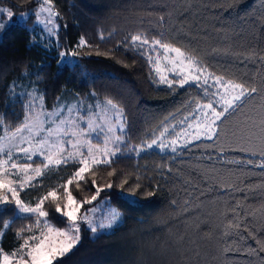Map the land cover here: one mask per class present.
Returning <instances> with one entry per match:
<instances>
[{"label":"trees","instance_id":"obj_1","mask_svg":"<svg viewBox=\"0 0 264 264\" xmlns=\"http://www.w3.org/2000/svg\"><path fill=\"white\" fill-rule=\"evenodd\" d=\"M39 2L0 0V6L22 13ZM49 4L61 23L52 48L34 43L33 13L0 27V133L15 130L27 113L25 98L10 96L11 84L18 82L36 86L45 109L60 99L112 101L124 115L123 148L151 142L165 128L178 129L200 104L216 106L211 85L162 84L132 41L137 34L195 54L214 77L258 89L228 114L218 137L193 141L176 152H122L110 166L87 173L79 188L70 186L83 201L95 194V180L103 190L81 210L105 199L119 211L120 221L96 235L82 224L79 243L56 264H264V168L259 167L264 163V0ZM81 38L85 46H78ZM61 48L73 49L76 60L58 64ZM77 168L70 162L50 169L20 196L37 203ZM108 183L113 187L107 188ZM131 192L135 195H122ZM58 202L63 207V200ZM45 210L51 224H67L51 201ZM34 221L13 220L11 212L0 216V248L8 252L20 245L17 233Z\"/></svg>","mask_w":264,"mask_h":264},{"label":"snow or ice","instance_id":"obj_2","mask_svg":"<svg viewBox=\"0 0 264 264\" xmlns=\"http://www.w3.org/2000/svg\"><path fill=\"white\" fill-rule=\"evenodd\" d=\"M49 2L50 0H42L39 11L34 13L38 23L41 22L40 15L44 12H47L48 18L43 22L48 25H52L53 17L59 15L52 12L51 7H44ZM4 11L0 10V14H4ZM6 14L9 18L13 15L10 10H7ZM58 27L56 25L49 28V34H53ZM132 41L144 45L150 43L139 35L133 36ZM151 43L153 46L161 47L166 53L175 54L170 61L171 72L179 79L168 80L169 87L174 84H179L180 87L189 83L199 84L202 78L203 85L207 86L209 79H212L213 87H216L213 96H218L215 104L219 106V110L211 101L198 105L192 114L195 120L194 125L189 123L186 129L176 133L177 138L172 139L168 145L162 140L158 142L153 139L151 144L147 145L149 148L158 144L161 149L171 147L172 152H176V145L181 137L184 140L182 147H187L192 141L202 138L212 140L218 137L220 124L228 119V114L240 108L243 102L258 91L256 87L244 81L225 80L221 76L213 78L211 73L206 75L207 69L196 55L186 54L180 47H172L160 40ZM85 45L86 41L81 38L78 46ZM60 55L62 58L68 55L74 57L77 53L62 52ZM156 71L159 72L160 68L157 67ZM160 80L164 82L165 77L161 76ZM205 91L207 92V88ZM42 100L43 97L33 96L26 106L28 111L23 122L15 130L5 128L0 134V216L11 212L13 220L35 217L34 225H28L17 233L18 237L23 239L19 249L9 254L4 253L0 248V264H56L59 258L69 253L79 243L81 223L86 224L88 229L96 235L98 230L111 228L119 216V213L113 212L108 223H96L88 214V211L94 212L95 209H90L81 215V208L85 204L96 201L103 189L95 180H92L95 194L90 199L78 201L73 196L70 186L75 183L79 188L80 182L85 180L87 173L95 175L94 168L100 165L110 166L119 157L122 151L121 145L125 144L122 138V133L125 131L123 111L112 101L107 102L114 111L113 122L111 118L101 117L98 113L95 117L91 114H81L78 107H61L51 112L45 111ZM97 119L102 122L97 123ZM2 125L3 122L0 121V127ZM261 127L264 129V122ZM167 131L168 129L165 128L164 132ZM164 132L161 133V137ZM35 157L41 159L42 167H33ZM21 160L25 162L21 163ZM70 162L80 166L59 188L49 190L34 206L21 200L20 192L25 187H35L34 182L37 178L44 176L48 170L58 169L61 165H67ZM259 167L264 168V163H261ZM114 172L115 170L109 175H113ZM123 183L126 184L127 180ZM106 187L110 189L113 185L108 183ZM59 189H63L62 195ZM152 194L148 193V195ZM122 195L134 196L135 193H122ZM61 200H63V207L58 202ZM46 201H51L55 205V212L67 219V227L57 228L48 221L49 212L45 210ZM11 222L9 221V224ZM7 226L6 224L5 227ZM33 226L38 230L36 234L26 238L21 235L24 231L32 232ZM236 227L238 228L239 225Z\"/></svg>","mask_w":264,"mask_h":264},{"label":"rangeland","instance_id":"obj_3","mask_svg":"<svg viewBox=\"0 0 264 264\" xmlns=\"http://www.w3.org/2000/svg\"><path fill=\"white\" fill-rule=\"evenodd\" d=\"M42 2H39V4L36 6V8L34 10H31L30 12H22V13H13L12 17L9 18L6 14V11L8 10L6 7L0 6V10H5L4 14H0V27L4 26V25H8L10 23L13 22H22L24 21L27 16L30 13H36L37 11H39L40 7H41ZM44 7H51L52 12L56 13L53 10V6L50 4L44 5ZM48 18V14L47 12H44L40 15V21L41 22H37V18L34 15V21H33V26L31 27L32 31H33V40L34 43L40 45L41 47L48 49V48H52L54 46L57 45L56 42V31L61 27V23L60 21L57 19V16L53 17V24L52 25H48L46 23H44L43 21H46ZM58 25V29H56V31L53 34H49L48 29L52 28L54 26ZM138 35V34H137ZM135 35V36H137ZM141 36L142 39H147L142 35ZM149 40V39H147ZM153 40H149V44L144 45L141 44L140 42H135V46L137 49L141 50L142 52H144L146 54V56L148 57V59L150 60L156 75L158 77V80L162 83V84H168L167 81L168 80H178L179 77L175 76L174 74H172L171 72V64L170 61L172 58H174L175 54H169L166 53L164 49H162L159 46H153V44L151 43ZM65 52V53H71L74 52L73 49L70 48H61L58 51L57 54V63L60 64L62 63V59L63 62H67V63H72L74 60H76V56H71L68 55L64 58L61 57V53ZM159 67L160 71L157 72L156 68ZM206 75L208 74V72L205 73ZM163 76L165 77V81L162 82L160 80V77ZM214 78V76H213ZM192 84V83H189ZM199 84H203V78L201 79V82ZM196 84V85H199ZM208 85H211L213 87V80L209 79ZM214 88V92H216V87ZM10 96L11 97H15V96H22L25 98V102H26V106L29 104L30 100L32 99L33 96L35 97H41L39 91L37 90L36 86L34 85H28V84H24L22 82H18L16 83V85H14L13 83L10 86ZM218 99V96H215L214 98V103L215 101ZM108 101L104 100H98V99H90V100H81V99H60L57 104L55 105V107H53L52 109H45V111H54V110H58L61 107H73V108H79L80 113L81 114H91L94 117L96 116V114L98 113L101 117H107V118H111L114 122V111L113 109H111V107L107 104ZM43 103V101H42ZM201 105V104H200ZM216 105V104H215ZM217 107H219L218 105H216ZM198 107V106H197ZM27 108V107H26ZM118 108V107H117ZM197 109V108H196ZM28 111V110H27ZM196 111V110H195ZM27 114V113H26ZM102 120L97 119V123H101ZM192 123L193 125L195 124V120L193 119V116L187 120H185L178 129H175V127H171L168 129L167 132H164L163 137H161V134L157 137L158 142L159 141H163L166 145L169 144V142L174 139L177 138L176 137V133L181 132L183 129H186L188 124ZM125 127V126H124ZM191 131V130H190ZM3 133V132H2ZM0 133V134H2ZM123 138V136H122ZM95 142V139H94ZM152 142V141H151ZM151 142H147L143 145L140 146H133V147H129V148H123L121 145V153L122 152H134V153H140L144 150H157L160 152H172L171 147H165L163 149H161L158 144L157 145H153L152 147H147L148 144H151ZM193 142V141H192ZM184 143L183 138H179V142L176 145L177 148L181 147V145ZM133 149H136L137 151H134ZM37 159H40L39 157H35ZM34 158V159H35ZM21 163H24L25 161L21 160ZM37 166H41V159L40 161L37 162H33V167H37ZM80 166V165H79ZM40 178V177H39ZM38 179V178H37ZM21 200L24 201L26 204L32 205L34 206L36 204V202H31V201H27L25 199H23L20 196ZM90 209H95L94 212L92 211H88ZM86 211H88L89 217L90 219H92L94 222L96 223H108L111 214L113 212L119 213V211L112 205H110L109 203L106 202L105 199L101 200L100 202H98L96 205L94 206H90L87 208V210L83 211L80 210V214L83 215ZM120 221V213L118 216V219L116 220V222L113 224V226ZM68 224V222H67ZM67 224L63 227H58L55 226L57 228H65L67 227ZM84 223H81V225ZM80 225V227H81ZM86 225V224H84ZM87 226V225H86ZM110 228H105L103 231L109 230ZM38 230L35 228L32 230V232L30 233V235L36 234ZM100 231V230H98ZM1 236V234H0ZM23 243V242H22ZM21 243V244H22ZM20 244V245H21ZM20 245H18L16 248H14L11 251H3L4 253H12L14 250L19 249Z\"/></svg>","mask_w":264,"mask_h":264}]
</instances>
